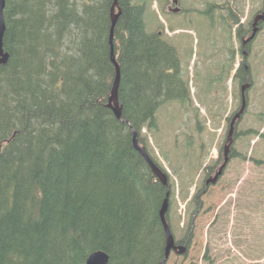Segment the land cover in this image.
Here are the masks:
<instances>
[{"label": "trees", "instance_id": "16d2710c", "mask_svg": "<svg viewBox=\"0 0 264 264\" xmlns=\"http://www.w3.org/2000/svg\"><path fill=\"white\" fill-rule=\"evenodd\" d=\"M116 1L120 15L110 44L113 0H5L0 264H85L98 250L107 264H157L163 257L159 210L167 186L133 146L132 131L146 148L142 128L151 129L158 108L188 98L189 89L174 47L145 24L154 0ZM242 1L228 0V15H238ZM201 2L204 13L213 7ZM206 24L217 34L214 20ZM219 28L217 41L229 26ZM227 41L233 44L229 35ZM111 48L120 69V118L107 106L115 74ZM232 67L228 58V77ZM253 72L245 78L236 71L231 99L238 100L241 83L260 78Z\"/></svg>", "mask_w": 264, "mask_h": 264}, {"label": "rangeland", "instance_id": "374dc122", "mask_svg": "<svg viewBox=\"0 0 264 264\" xmlns=\"http://www.w3.org/2000/svg\"><path fill=\"white\" fill-rule=\"evenodd\" d=\"M201 1L206 0H184L187 3L182 7L170 11L169 0H154V4L147 5L153 4L146 8L144 17L149 29L159 31L162 39L174 47L180 60L179 76L189 89L188 98L172 100L158 108L151 129L142 128L148 140L146 149L163 161L170 188L175 192L168 214L175 240L184 241L189 236L186 254L172 252L166 264H264V145L260 152L257 143L253 149L249 144L252 130L259 125L258 110L261 105L264 108V103L256 102L262 89L259 82L250 97L248 111L238 124L234 157L228 160L220 180L202 188L197 203L194 201L203 185V168L219 162L228 116H232L237 103L231 99L228 81L219 90L204 88L209 75L203 73L199 54L200 49L204 51L209 46L203 45L202 34L197 30L198 19H203L198 10L205 6ZM208 1L214 6L205 12L207 17L228 14V0ZM257 1L244 0V15L248 13L250 17ZM156 3L164 13L156 11ZM204 31L208 32L206 21ZM219 37L218 41L228 40V29ZM194 211L193 228L188 232Z\"/></svg>", "mask_w": 264, "mask_h": 264}, {"label": "flooded vegetation", "instance_id": "af4514ba", "mask_svg": "<svg viewBox=\"0 0 264 264\" xmlns=\"http://www.w3.org/2000/svg\"><path fill=\"white\" fill-rule=\"evenodd\" d=\"M177 2H179L177 0ZM213 6L214 3L210 2ZM229 7V6H228ZM172 11L173 8L170 7ZM232 13V12H230ZM263 15L259 19V22L255 24L257 32L252 36V30L254 28L253 19L257 15L251 14L250 18L244 15L243 9L236 14H225L229 18L225 19V25L229 26L228 35L233 44H228L227 40L217 41L215 37L217 34H211L204 31V21H215L216 26L218 25L217 18L207 17L206 13L200 12L203 19L199 18L197 22V30L202 34L203 45H208L209 48L206 50L200 49L199 62L204 67L203 73L209 75L206 82V88H223V83L228 81V58L229 62L237 68L242 70L248 78V73H252L254 76L253 69L257 75L260 76L259 83L263 87L264 82V1H260L258 11ZM224 16V18H225ZM242 16V17H241ZM220 21V20H219ZM229 50H228V46ZM224 46V47H223ZM226 58H222L223 55ZM234 61H232V60ZM236 61V63H234ZM233 68V67H232ZM207 71V72H204ZM203 77V76H202ZM253 83V80H248ZM247 82V81H246ZM244 82V83H246ZM242 83V84H244ZM241 84V85H242Z\"/></svg>", "mask_w": 264, "mask_h": 264}, {"label": "water", "instance_id": "95a60500", "mask_svg": "<svg viewBox=\"0 0 264 264\" xmlns=\"http://www.w3.org/2000/svg\"><path fill=\"white\" fill-rule=\"evenodd\" d=\"M173 1L175 2V0H173ZM4 6H5V0H0V65L5 64L8 60V52L4 50L3 41H2L4 31H5V22H4V18H3ZM115 7H117V1L113 0L111 11H110V21H111L110 34H109V43L110 44L112 43V29L116 23V20L118 19V16L120 15V9H117L115 12ZM261 17H263V15H258L256 17V19L254 21V25L257 22V19H259ZM256 30H257V28L254 26L252 36L254 35ZM110 60L114 64L115 74H114V78L112 80V85L110 88V94H109L108 99H107L108 100L107 106L109 108H111L112 112L114 113V115L117 118H120V115H121L120 106H119L118 98H117V89H118V84H119V80H120V69H119V66H118L115 58H114L112 48H111V52H110ZM244 89H245V86H242L241 90L243 91ZM244 106H245V99H244V95H242L241 107L238 110V112H236L234 114V116L231 118V121L229 123V128H228V132H227L226 139H225V144L223 146L224 162L219 166L215 175L213 177L207 179V183H209V182L214 183L217 180L218 176L220 175L223 167L225 166V164L228 160V151H229V146L232 143L234 122H235L236 118H238L240 116V113L243 111ZM132 132H133V138H132L133 146L142 154V156L147 161L148 165L151 168V171L156 176V178L162 184L166 185L167 177H166L165 173H163L152 162V160L150 159V157L146 153L144 146L139 145V143L135 137L136 132L135 131H132ZM168 194H169V190L166 192V196H165V198L162 202V206L159 210L160 220L162 222L164 233H165V246H164L163 258L157 264H166V261L168 259V256H169L171 250H175L176 253H184V251L186 249L185 245H176L175 244L174 237L170 231V228H169L167 222L164 219V214H165V211L167 209ZM107 261H108V255L106 253H104L102 251H94L88 255V257L86 258L85 264H107Z\"/></svg>", "mask_w": 264, "mask_h": 264}, {"label": "bare ground", "instance_id": "6f19581e", "mask_svg": "<svg viewBox=\"0 0 264 264\" xmlns=\"http://www.w3.org/2000/svg\"><path fill=\"white\" fill-rule=\"evenodd\" d=\"M101 137V136H100Z\"/></svg>", "mask_w": 264, "mask_h": 264}]
</instances>
